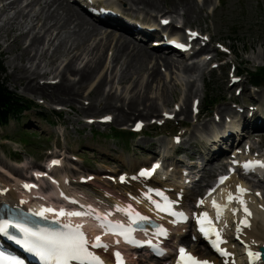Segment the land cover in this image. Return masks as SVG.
<instances>
[{
    "label": "rangeland",
    "instance_id": "1",
    "mask_svg": "<svg viewBox=\"0 0 264 264\" xmlns=\"http://www.w3.org/2000/svg\"><path fill=\"white\" fill-rule=\"evenodd\" d=\"M107 1L116 6L122 5L121 8L126 11L129 7L133 8L132 13L141 12L135 8L152 11L147 15L144 12L140 14L145 15L143 17L147 21L156 22L154 26L162 21L161 16L164 13H169L167 16L172 17L173 25L180 29L179 35L185 34V30L201 33L196 46L208 45L210 50L208 57L189 61L183 55L170 53L168 54L170 58L179 61L175 63L176 66L178 63L189 65L196 61L200 66L199 70L197 65L189 67L183 65L179 66L180 71L162 67L166 68L163 71L148 56L142 61L139 69L126 75L125 82H119L124 72V55L117 58L114 63L112 51L106 52L108 47L104 42L106 40L109 44L110 40L101 38L100 42L103 43H100L101 36L97 34L98 32H88L85 35L87 28L77 27L72 19L61 20V11L58 13L59 17L53 19L46 27L40 28L44 14L48 10L52 11V8L43 9L45 0L38 3L32 0H19L11 10H5L0 5V60L4 69L2 77L8 90L30 105L20 116L11 118L6 126L0 128V178L7 180L5 177L20 173L30 176L35 174L32 170L34 167L38 165L48 167L51 158H58L63 166L52 170L55 179H58L57 173L61 172H66V177L74 182L80 180L77 177L81 175L85 180L111 173L117 178L131 165L135 166L132 171L135 172L139 165L148 166L151 162L161 159L157 152L162 156L165 151L164 155L171 157L174 151V148H171L173 141L186 139L188 143H183L177 152L186 153L185 159L192 157L195 161L177 162L178 165L175 167L173 159L163 158L162 170L156 179L174 186H187L186 189L192 193L187 207L193 205L198 196H202L207 183L213 184L219 175L226 174L230 169L234 170L232 177L242 182L250 192L258 191L262 198H256L254 202L258 208L264 207V184L237 168L229 167L233 157L253 160H256L255 157L264 158V80L260 79V83L255 86L251 84V78L246 74L264 69V0H161V2L157 0L152 7L144 6L145 8L131 0ZM92 2L90 0L89 8L95 11ZM67 3L81 17L86 18L77 11L78 8L72 0H68ZM67 3L65 1L64 4ZM156 11L160 14L155 17ZM167 21L169 24L171 19ZM156 28L151 27V31ZM100 32V35L106 34L104 28ZM40 34L42 37H39ZM35 36L40 38L38 44L35 47H28L29 41L31 42ZM123 37L127 41L131 40L126 33H123ZM163 38L167 40L166 36ZM75 46L77 48L80 46L77 52L72 51ZM207 58H211L208 63ZM97 59L104 62V68L94 80L91 76L90 81L93 82L90 84L96 89L87 95V89H83L87 84H78L77 77L80 74V67L85 68L87 64H92ZM67 63L69 64L65 67ZM152 72H155V77L154 74L151 75ZM37 75L39 76L36 79ZM101 78L105 80L102 84L99 81ZM237 78L239 81L232 84ZM30 80L32 85L43 87L45 95L31 94L26 89ZM187 80L193 81L190 83L192 95L191 88L186 86ZM60 82L68 87L73 86L74 90L79 88L78 95L71 101L62 100L63 102L46 97L48 92L53 90L50 85L57 83L59 85ZM109 91L111 94L115 93L119 101L116 103L117 98L113 99L107 108L100 100L102 97L105 98ZM138 94L152 99L150 104L154 106L147 111L143 109H146L149 101L131 106L130 97ZM124 97L127 100L130 98L125 104L128 115L123 114V106L115 107L116 104H122ZM98 99L99 103L96 105ZM164 100H167V103ZM184 103H188V116L181 114L186 113V108L179 112ZM91 104H94L93 113L88 111ZM157 105L160 115L153 116L158 113ZM193 106L202 109L198 121L195 120L197 114ZM135 109L136 113L142 109L143 112L135 113L133 116H137L138 119L144 118L141 120L144 127L140 133L132 134L131 128L136 119L130 121V118ZM218 109H222L218 111L220 114L243 113L244 110L255 109L257 111L253 119L256 120L250 122L257 123L261 129L248 132L227 152L205 161L199 155V151H196L201 148L200 127L208 124ZM110 112L114 113V119L118 120H114L115 123L112 121L114 114ZM145 112L147 115L142 117L141 114ZM117 113L122 114L123 118H117ZM257 115L262 117L258 119ZM106 117L110 119H105ZM125 121L129 122L122 123ZM191 131H194L195 135H192ZM189 143L191 145L188 146ZM193 151H196L195 155H191ZM193 163H198V167L191 171L189 167H192ZM179 170L184 172L182 177ZM253 172L261 175L259 170ZM201 176L203 178H200ZM197 178L198 180H195ZM128 182L120 184L121 190L117 188L114 191L130 195L129 189L133 186ZM10 185L17 192L21 191L20 186H15L12 182ZM38 185L44 191L51 188L44 179H40ZM80 185L82 189L79 185H69L67 190L76 187L87 195H92L90 189L102 194L96 187H89L86 183ZM256 220L259 226L261 222L259 219ZM233 225L231 223L225 233L234 252L232 260L237 264H244L236 241L240 237L235 234ZM186 232L189 234V228H186ZM183 242L189 244V247L198 248L190 235H187ZM196 252L201 254L199 248ZM138 257L146 261L144 264H162L143 254H139Z\"/></svg>",
    "mask_w": 264,
    "mask_h": 264
},
{
    "label": "bare ground",
    "instance_id": "2",
    "mask_svg": "<svg viewBox=\"0 0 264 264\" xmlns=\"http://www.w3.org/2000/svg\"><path fill=\"white\" fill-rule=\"evenodd\" d=\"M6 1H8V0H0L1 8L3 7V9H5V10H11L12 7L19 0H9L8 3L5 4ZM41 1L42 0H32V2H37V3L41 2ZM65 1L67 3L68 0H65ZM65 1L64 0H45V2L42 5L43 9L52 8V11L50 12V10H48L44 14V17L42 18L44 21L41 23L40 28L46 27L51 21H53V19H56L57 16L59 17L58 13H59V11H61L62 17L60 19L65 20V21H70L72 19L73 21H75L77 27H79V28L86 27L87 31L85 30L86 31L85 35H87L88 32H91V33L98 32L97 34L99 36H101L99 42L102 41L101 38L110 40L109 44L107 43L108 41L106 42V40H104V42L106 43L105 46L108 47V48H106V52H107V50H109L110 52L112 51V58H113L112 61L115 63L116 59L119 57H123V55L125 58V60H124V72H123V75L121 76V80H119V82L120 81L125 82L126 75L130 71L135 72L137 69H139L142 66V61L145 60L146 58H148V56H150V59L152 61H154V63H156L157 66L159 65V67L161 69H163L162 67H166L168 69L174 68L171 71H173V70L180 71L179 66L184 65L186 67H189L192 65H197L198 66L197 70H199L200 66H199L198 62H196V61L192 62L189 65L178 63V66H176L175 63H177L179 61H177V62L174 61L172 58H170V56L168 54L173 53V54L180 56L181 55L180 52L176 51V49H173V48L166 46L164 43V42H167L169 40V37L171 35L172 36L174 35L175 37L178 36L181 39H185L186 42L181 41V43H183L185 45H188V44L191 45V54L187 60L193 61V60L198 59L199 56H200V58L201 57L206 58L209 55L210 50H209L208 45H201L198 50L193 49L192 46H193V44L197 45L198 38L195 40V42H191V41H188V39H192V37L188 36L186 33L183 35H179L180 29H179V27L173 25L174 23L172 21V17L167 16L169 13L168 14L164 13L166 15L163 14V16H161V20L171 19L169 24H165V25L161 26L162 24L159 22L158 24H156L154 26V23H156L154 21H156V19L153 18L154 23H152L151 20L147 21L143 17V16L147 15V13L152 12V11H143L141 8H135L136 10H139V12L140 11L144 12L145 15L140 14L141 12L140 13H138V12L132 13L131 10H133V8H130L128 5H126V6H128L129 9H128V11H126L125 9L121 8L122 5L116 6V5L108 2L107 0H105L106 2L100 1V0H96V1L92 0L93 1L92 7H95L98 9L97 11H92L89 8V5L91 4L90 2H85L84 0H72V2L78 8V10L77 9L76 10L78 12H80L84 17H86V18H83L75 10H73V7L70 6L68 3L64 4ZM131 1L137 2L138 3L137 5L140 4L143 7L144 6L145 7H152L153 4L157 2V0H131ZM158 1L161 2V0H158ZM204 1H206V0H204ZM19 4L20 3H18V5ZM192 7L194 8L193 4H192ZM102 12L107 13V14H103ZM155 13H156L155 17L160 14V13H158V11H156ZM140 16H142V18ZM151 27H157V28L155 30L151 31ZM103 28L105 29V33H106V34H104V36H103V34L100 35V33H101L100 31L103 30ZM123 33H126L127 35H129L131 37V40L127 41L126 39H124ZM98 35L96 37L99 38ZM164 36H166L167 40H164V38H163ZM39 37H42V35L40 34ZM116 38H119V39H116ZM39 39L40 38H38L36 36L33 37L32 40L30 39L31 42L29 41L30 44L28 47H31V46L35 47L38 44ZM115 40H119V41H115ZM100 43H103V42H100ZM79 48H80V46H79ZM79 48H77V46H75V48L72 51L77 52ZM24 50H26V49H24ZM24 50H22V51H24ZM126 52H128V53H126ZM152 61H151V63H152ZM154 63H152L151 65H153ZM68 64L69 63H67L65 65V67H67ZM103 68H104V62L103 61L101 62L100 59H97L92 64H87L85 66V68L80 67V74H79V77H77V83L78 84H84V85L87 84V87H83V89L84 88L87 89V95H89L90 93L95 91L96 87L91 86V84H92L91 82H93V80L96 78V76L98 77V75L103 70ZM165 69H163V71H165ZM160 70H159V72H160ZM145 71H147V70H145ZM82 74L83 75L87 74V76H82ZM153 74L155 77V72L151 73V75H153ZM38 76L39 75L36 76V79L38 78ZM58 76H60V74ZM91 76H93L92 81H90ZM19 80H21V79H19ZM71 80H73V79H71ZM79 80H80V82H79ZM99 81H100V84H102L103 81H105V80H104V78L103 79L101 78ZM30 82H31V80L29 81L26 89L31 94L42 95V96L45 95L43 87H39L37 84L32 85L31 84L32 82L31 83ZM58 82H59V80H58ZM190 83H193V81L187 80L186 86H187V88H189V87L191 88V95H192V86L190 85ZM57 84L50 85V87H53V90H50L48 92V95L46 96L50 100H55V101H59V102L62 100L63 101H71L78 95V89L79 88L77 90H74L73 86L68 87L67 85H65L62 82H60L59 85H57ZM43 86L49 87L46 85H43ZM91 87H93V89H91V91H90ZM146 88L148 89V86H146ZM110 91L107 93L108 95L105 98L102 97V99L100 100V103L104 102V104H106L107 108H108V106L110 107L111 101L113 99L117 98L116 103L119 101L118 100L119 98L117 97V95L115 93L111 94ZM103 95H104V93H103ZM186 96H185V99H186ZM130 98H128V100L130 99V105L131 106L135 105L137 103L140 105V104H143V102H145V101H147V102L149 101L148 102L149 104H148V106H146V109H143L144 111L150 110V108L152 106H154V105L150 104V102H152V99H149L146 95L138 94L137 96H132ZM124 99L125 100L121 101V103H122L121 105L116 104L115 107L120 108L121 106H123V108H122L123 114L128 115L129 112L125 108V104L127 103L128 100L125 97H124ZM164 102L167 103V100H164ZM97 103H99V99L97 100L96 105H97ZM88 107H89L88 111L90 113H93L94 104H91ZM138 108H142V107H138ZM183 108L187 109L186 113H183V112L181 113V110ZM157 110H158V105H157ZM219 110H222V109L216 110V113L214 114L213 118L211 120H209L208 124H205L202 127H200L201 130L199 129L200 130L199 138L201 139L200 140L201 148H200V150H196V151H199V155H201V157L205 161H210L211 159L216 158L219 155L224 154L232 146H234V144L238 143L240 138L243 135L247 134L248 132H251L252 130L255 131L257 128H260V126L257 123H254V122L251 123L250 122V121L256 120V119H253V118H255L254 114L257 111L255 109H252L251 111H249V109L244 110L243 113L231 112L230 109H227V110H230V112H231L229 114L228 113L220 114V113H218ZM141 111H142V109H141ZM141 111L136 113V109H135L131 113L132 116L130 118V121L132 119H136L134 124L132 125V127L135 126V124L137 122L142 123V121L144 120V118L138 119L137 116H133V114L141 113ZM197 111H198V114L195 116L196 121H198L200 119V113H201L202 109L200 107L199 108L197 107ZM179 112L182 115L188 116L189 115L188 103H184V106L179 109ZM110 113H112V112H110ZM112 114H114V113H112ZM141 115H142V117H145L147 115V113L145 112L144 114H141ZM158 115H160L159 110H158L157 114H153V116H158ZM257 116H258V119L262 117L261 115H257ZM114 118H115V114H114L112 121L113 122H114V120L118 121L117 119H114ZM117 118H123V115L118 114ZM127 122H129V121H125L122 123H127ZM191 134L195 135V132L191 131ZM173 142L174 143L171 146V148L173 147L174 151H172L171 157L164 155L165 151L163 152L162 156H161L160 152H157V156L161 157V160L163 158L166 160L171 158L174 160L175 167H177V165H178L177 162L184 163V160H189L190 162L195 161L194 158H192V157H190V159H189V157H187L185 159L184 155L186 153H178L177 152V149L181 148L183 143H188V140L185 139V140L180 141L177 139ZM174 145H177V146H174ZM189 145H191V144L189 143L188 146ZM196 151H193V154H191V155H195ZM180 155H181V157H180ZM175 156H176V158H175ZM52 159H55V158H52ZM52 159H50V160H52ZM191 159H193V160H191ZM255 159L256 160H250V161L264 162V158L255 157ZM197 164L193 163V166L189 167V168H191V171L195 170L198 167ZM49 167L47 169V168H44V167L38 165V166L34 167L32 170L36 174L42 173V175H47V173H48L49 177L51 179L53 178L52 179L53 184H54V187H55V190L57 193L67 194L68 192L72 191V190H67L68 185H72V186L79 185V187H81L80 184L86 183L89 185V187L98 188L102 192V194L90 189L91 190L90 192L92 193V195H87V194H85L84 191L79 190L76 187H73V190L78 197L80 196L83 198H88L95 205H102L105 208H108L109 205H115V204L118 206L129 205L131 203L130 198H129L130 196L127 194H118L117 192L114 191V189L118 188L121 190V188H122L119 185V181H118L119 177H124L127 180H129L132 176V177H134V182L137 183L139 186H137V185L134 186V184L132 183L131 186H133V187L131 189H129V193L132 196H135L139 200H141L138 191L141 190V188H142L141 184L142 183H141L140 179L137 177V172H135L134 174L132 173L133 168L135 167L134 165H131L129 169L124 170V172H122L120 174V176L117 178L114 177V175H112L113 173H111V174H103V175L94 176L91 179L88 178V179L82 181L83 176L81 175V176L77 177L78 179H80L77 182H74L72 179H69L68 177H66V174H67L66 172L65 173L64 172L57 173L58 179H55L53 177L54 173H52V171H50L51 169L49 170ZM138 167H139V169L140 168H150V166H146L145 164H141ZM240 167L241 166H238L239 169H241ZM262 169H263V171H262ZM257 170H259V172L262 171L260 173L262 175L261 180L259 178L258 179L260 180L259 183L264 184V167H257ZM179 171H180L179 174L182 177L183 171H181V170H179ZM36 174L35 175L32 174L30 176H27V175H23L22 173H20V174L12 175V176L7 177V178L5 177V179H7V180H2L0 178V193L3 194L6 199H8L7 201L19 202L20 197H23L24 200H27L31 196L30 192L29 193H26V192L23 193L24 192L23 191L24 186L25 185H32V186L35 185L38 187L37 191L39 193L43 192L44 194H46V192L50 189H47V191H44L42 189V187L38 186L39 177H37ZM249 174H251V173H249ZM227 177H228V179L219 187V190L221 192L220 197H222V195L229 194V192L236 195L237 192H236L235 188L238 185L244 189H247L242 182H239L238 180L234 179L230 175H228ZM200 178H203V176H201ZM184 179L185 178H183V180ZM10 182H12L15 186H20L22 188L21 191L18 193L14 189V187H11ZM150 185H153L154 187L164 188L165 190H167V193L172 197L178 196L180 194L182 196V199L180 201V208L182 210L191 208V210H192L191 213L196 214L198 216H200L205 211L209 210V203L207 204L205 200H202V205H200V206L197 205V200H195L193 206L191 205L190 207H187V203L190 200L192 193H189L188 190H185L186 186L183 187L182 185H180V186L170 185V184L164 183L163 181H160L159 179H156V178L150 180ZM82 188L83 187H81L80 189H82ZM51 193H52V191H51ZM257 193H258V191H256V190H253L251 192L248 190L243 195V200L246 202V206H247L248 210L251 211V215L247 217V220L250 224V227H242L239 225L241 219H243L245 217L244 211L240 210L242 208H241V205L239 202H234V204L229 207L230 211L226 214L225 218L222 220V227H223L222 238L225 240V242H226V236L224 233H226V230H227L226 228H228L229 225L231 223H233L234 225L232 226V228L234 229L235 234H238V236L240 237L239 240H236L239 247L243 248V249L248 248L252 251L253 254L259 253L258 250L261 247H264V207L258 208L256 206L254 200L256 198H258V199L262 198V196L260 194L257 195ZM32 200L34 201L35 199L32 198ZM21 202H23V200H21ZM234 211H235V214H233ZM256 219H259L261 222V224L259 226H258ZM192 221H193V219L191 218V220H188L183 225L167 224L166 225V227H167L166 239L158 240L159 239L158 236H152L151 234L144 233L142 237L140 234V237L142 239L141 241L142 242H146L148 240L151 241V243H145V246L147 247L148 250L151 249L150 247L155 246L156 244H154V243L157 241V242L161 243V245H163L164 247H167L169 250L168 251V253H169L173 249V246H177L178 244L183 243L182 239H183V241L185 239V237H184L185 236V228ZM100 237H101V240H102V238L104 239L103 235H101ZM180 239H181V241H180ZM104 241L107 243L106 244L107 248H101V249L96 250V251H91L94 255H97L98 257L101 258L103 264H114L112 254L113 253H119V252H122L124 254V256L127 259L128 264H144V262H146L145 260L140 259L138 257L139 255L135 254V256L130 257L129 254L126 253L125 251H119L118 250L119 246L116 245L115 243H113L112 241H107L105 239H104ZM224 246L226 247V253H229L230 256L228 258L224 259V261H223L224 263H222V262L219 263L218 260L212 259L214 264H237L236 262H234L232 260L233 259V255H232L233 251L231 248V243L227 242L226 244H224ZM146 247H144V248H146ZM122 248L123 249H121V250H125L124 247H122ZM144 248L141 247V249L143 251H146ZM196 249L197 248L195 246L190 247V251H193L195 253H196ZM200 257L203 259H208V258L203 257V256H200ZM168 258H169V255L166 254L164 256V259H168ZM209 259H211V258H209ZM164 263H165V261L163 262V264ZM79 264H86V263L81 262Z\"/></svg>",
    "mask_w": 264,
    "mask_h": 264
},
{
    "label": "snow or ice",
    "instance_id": "3",
    "mask_svg": "<svg viewBox=\"0 0 264 264\" xmlns=\"http://www.w3.org/2000/svg\"><path fill=\"white\" fill-rule=\"evenodd\" d=\"M163 23L167 24L168 21H163ZM192 36H195L196 33H191ZM179 46V45H178ZM110 119V118H105ZM141 125L137 124V129H139ZM244 169L250 170L254 167H264V162L260 161H248L245 162L243 165ZM155 169H152L147 172H141V175H152V172ZM228 177H221L219 180V183H224L225 180H227ZM26 188L31 187L29 185H25ZM212 191H215L213 189ZM247 189L242 188L241 186H237V194L234 195L233 193L229 192L227 197V203H231L233 200H236L240 203L242 210L245 213V217L241 219L240 224L244 227H250V224L247 220V217L251 215L249 212L246 202L243 200V195L247 192ZM211 195V192L209 193ZM259 195V193H257ZM202 203V202H201ZM213 207L217 210V219L222 214L223 207H226L227 205L221 206L216 203L215 200L212 201ZM159 207V205H157ZM120 210V209H118ZM53 209H42L38 215H43L44 212H52ZM90 212H94V210L90 209ZM89 213L86 212H70L65 213L63 210H60L58 215H68V216H84L88 215ZM235 214V211L234 213ZM110 215V213L108 214ZM138 215V214H137ZM97 219H103L106 220L105 217H100L99 214H96ZM140 220L147 219L146 217H139ZM136 221H132V223H135ZM198 223H200L202 226L200 228V231L205 233L206 235L209 233H212L216 236V244L214 246H217V250L221 251L222 255H226L227 253H224L223 250H220L218 248V243L222 242L220 240L219 232H217L214 228H205L203 225L205 223H208L209 225L211 222L208 220L207 214L204 213L200 218H198ZM17 227L16 225H9L7 222H4L2 225H0V232L6 231L9 227ZM102 228L106 229L107 232H111L114 235H120L126 243H137L134 239L131 238V227L127 229H123V226L120 224L111 225L108 223H104L100 225ZM83 226L82 225H76L75 228H70L68 225H65V228H69L68 231L65 232H50L46 234H38L36 232H32L27 228L20 227V231L25 234L26 237H36L41 243L40 245L35 249L37 251V254L41 256V258L45 261L50 262V264H69L70 261H78V262H92V264H102V261L97 255H94L92 252L88 250V244L89 241L85 238L84 233L80 230ZM119 230V231H118ZM154 235H166L164 229H158L157 233H154ZM118 242V241H117ZM148 243H151L149 241ZM91 247L93 248H107V245L102 244L101 237L97 236L95 238V241L91 244ZM180 252L182 255L185 254V249L181 248ZM119 254L117 253V256ZM188 255V259L191 262V264H207V261H198L195 258L191 257L190 254ZM250 260H257L260 259V254L256 253L253 254L249 252ZM3 257L0 256V260H2ZM6 264H16L13 260H8ZM179 264V262H178Z\"/></svg>",
    "mask_w": 264,
    "mask_h": 264
},
{
    "label": "trees",
    "instance_id": "4",
    "mask_svg": "<svg viewBox=\"0 0 264 264\" xmlns=\"http://www.w3.org/2000/svg\"><path fill=\"white\" fill-rule=\"evenodd\" d=\"M256 71L246 72L251 78V84L255 86L260 83V79L264 80V69ZM3 74L4 69L0 60V128L6 126L11 118L20 116L30 107L27 101L8 90L5 79L2 77Z\"/></svg>",
    "mask_w": 264,
    "mask_h": 264
},
{
    "label": "water",
    "instance_id": "5",
    "mask_svg": "<svg viewBox=\"0 0 264 264\" xmlns=\"http://www.w3.org/2000/svg\"><path fill=\"white\" fill-rule=\"evenodd\" d=\"M259 252H260L261 260H262V262L264 263V247H261V248L259 249Z\"/></svg>",
    "mask_w": 264,
    "mask_h": 264
}]
</instances>
